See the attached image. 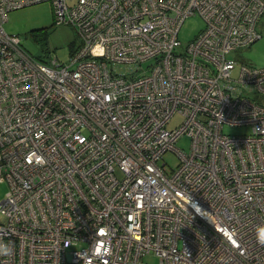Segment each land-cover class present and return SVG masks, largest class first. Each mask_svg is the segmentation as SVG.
I'll use <instances>...</instances> for the list:
<instances>
[{
    "label": "built area",
    "instance_id": "2783aa9c",
    "mask_svg": "<svg viewBox=\"0 0 264 264\" xmlns=\"http://www.w3.org/2000/svg\"><path fill=\"white\" fill-rule=\"evenodd\" d=\"M41 1L0 0V264H264V66L233 76L230 55L264 0H47L79 38L67 62L3 27Z\"/></svg>",
    "mask_w": 264,
    "mask_h": 264
},
{
    "label": "rangeland",
    "instance_id": "374dc122",
    "mask_svg": "<svg viewBox=\"0 0 264 264\" xmlns=\"http://www.w3.org/2000/svg\"><path fill=\"white\" fill-rule=\"evenodd\" d=\"M264 22V20H262ZM205 26V21L199 14H193L185 18L178 31V39L182 47L197 35ZM3 27L6 32L15 34L20 39V44L30 55L35 58L45 59L48 56L57 57L60 62H67L70 53L77 45L79 38L74 28L68 24H56L53 17L52 5L49 1L26 5L20 8L12 9L7 13V20ZM262 37L250 45L241 47L230 53L231 57L235 56L237 64L232 71L236 76L239 71V65L245 60L254 66H264V24L260 28ZM182 120V114H175L169 126L174 127ZM246 130L245 127L224 126V131L237 134ZM175 146L188 152L190 140L188 137L181 136L175 142ZM160 162H165V169L171 171L179 162L177 153L173 150L167 151ZM8 189L5 181L0 183V200L4 198ZM5 220V216L0 213V221ZM150 264H156L158 258L152 256L144 258Z\"/></svg>",
    "mask_w": 264,
    "mask_h": 264
},
{
    "label": "clouds",
    "instance_id": "9594fccd",
    "mask_svg": "<svg viewBox=\"0 0 264 264\" xmlns=\"http://www.w3.org/2000/svg\"><path fill=\"white\" fill-rule=\"evenodd\" d=\"M257 242L261 245H264V235L257 234ZM12 254V247L10 244L0 243V255L9 256ZM107 253L102 252L101 256L103 257ZM106 264V262H105Z\"/></svg>",
    "mask_w": 264,
    "mask_h": 264
}]
</instances>
